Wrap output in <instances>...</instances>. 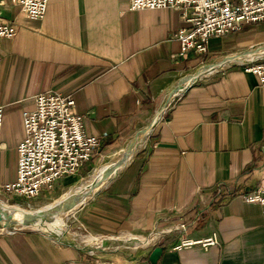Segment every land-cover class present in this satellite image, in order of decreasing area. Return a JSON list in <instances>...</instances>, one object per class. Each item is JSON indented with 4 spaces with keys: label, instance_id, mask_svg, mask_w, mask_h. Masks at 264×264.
<instances>
[{
    "label": "crops",
    "instance_id": "0c3cea01",
    "mask_svg": "<svg viewBox=\"0 0 264 264\" xmlns=\"http://www.w3.org/2000/svg\"><path fill=\"white\" fill-rule=\"evenodd\" d=\"M0 20L19 25L0 45V195L17 177V164L12 179L1 175V154L9 145L17 152L22 114L37 95L71 96L86 133L103 141L98 152L116 158L185 79L202 75L157 120L133 160L72 216L85 236L63 243L36 231L0 236V264H151L157 247L164 248L157 264H264V210L244 198L264 177V85L244 70L264 58V22L212 38L207 54L181 57L176 35L187 24L175 9L51 0L44 19L29 20L16 0H0ZM213 234L219 244L208 250L176 249L183 239Z\"/></svg>",
    "mask_w": 264,
    "mask_h": 264
},
{
    "label": "built area",
    "instance_id": "2783aa9c",
    "mask_svg": "<svg viewBox=\"0 0 264 264\" xmlns=\"http://www.w3.org/2000/svg\"><path fill=\"white\" fill-rule=\"evenodd\" d=\"M50 2L16 0L22 14L29 20L44 19ZM130 9L182 11L187 27L176 35L181 45V57L191 51L207 54L212 38L225 37L242 31L246 25L264 22V0H130ZM18 31V24L0 20V45L3 40L13 39ZM2 61L0 54V66ZM244 70L256 75L264 85V58L245 64ZM197 80L194 76L188 84ZM188 84L170 95L173 97H169L165 110L158 114L159 120ZM34 102V109L25 110L22 114L24 136L17 146L16 180L4 184L1 190L9 203L19 199L36 200L44 196V192L54 190L63 179L76 177L87 163L103 158L98 152L103 145L102 139L86 133L84 117L76 112V102L71 96L46 92L37 95ZM4 117V107L0 106V150ZM244 198L248 203L259 204L264 210V177L257 190ZM17 232L22 231L0 227V236ZM218 244V236L213 234L203 240L183 239L176 249L201 246L208 250Z\"/></svg>",
    "mask_w": 264,
    "mask_h": 264
},
{
    "label": "rangeland",
    "instance_id": "374dc122",
    "mask_svg": "<svg viewBox=\"0 0 264 264\" xmlns=\"http://www.w3.org/2000/svg\"><path fill=\"white\" fill-rule=\"evenodd\" d=\"M163 116H165V114H163ZM9 127L12 131H14L13 125H10ZM144 132H141V134L135 140L137 141ZM148 136H144L140 139V141L143 142V144L140 148L136 150L135 154L144 146ZM136 141L127 148L126 151L128 152L126 154H122V156L120 157L117 156L116 158H107V157L98 158L95 160V162L92 165L91 163H87L79 171L80 174L78 173L76 177L70 178L67 182H64L63 184L60 183L62 185L60 186V188L56 189L55 192L54 190H49L47 193L44 192L43 193L44 196L36 200L19 199V200H13L12 202L9 203L6 197H4V195L2 194L0 195V209L5 208L8 210L22 211L25 214H33V215H42L46 212H51L53 213V217H51V219L49 220L39 221V223L36 226V229H40V228L41 229L39 231L37 230L35 231L50 236L49 233L52 232L47 230V228L49 227L53 231H65L68 238L76 239L77 241H79L80 238L82 236H85L87 233L84 230V228L81 226L80 222L73 219L72 216L77 212H78L77 216H79L80 207L83 204H85L88 201V199L96 195V193H98V191L105 186L104 185L103 187L100 188V186L104 184L103 181L105 180V177L107 175V174L102 175L101 169L107 166L110 167L111 164L116 162L121 163V160H125L128 156L133 155L134 152L130 153L131 152L130 149L135 145ZM135 154L133 155L131 160L124 165V167L133 160ZM1 155L3 157L1 175L3 174L5 179L6 178L10 179L11 177L13 178V175L15 173V167L17 164L16 149L11 145H9L8 148L5 149ZM108 171L109 168H106L104 170L105 173H107ZM119 173L120 172L116 173V175L113 176V178H115ZM113 178H111L107 182V184ZM8 225L4 224L3 227L5 229H9ZM17 225L18 223L16 222L15 227ZM51 237H55V236H51ZM54 239L60 240L59 238H54Z\"/></svg>",
    "mask_w": 264,
    "mask_h": 264
},
{
    "label": "bare ground",
    "instance_id": "6f19581e",
    "mask_svg": "<svg viewBox=\"0 0 264 264\" xmlns=\"http://www.w3.org/2000/svg\"><path fill=\"white\" fill-rule=\"evenodd\" d=\"M189 78L185 79V81L183 82L184 84H188L189 82ZM160 119V118H159ZM158 119V120H159ZM150 134V129L145 131L141 136L140 138L136 141L135 145L130 149L131 152L130 153H135L136 150L138 148H140L143 144V142L140 141V139L144 136H148ZM129 153V154H130ZM134 155V154H133ZM133 155H130L128 156L125 160H121V163H113L111 164L110 166L111 167H108L109 168V171L106 173V177H105V180L106 182H108V180L115 176L116 173H117V170L119 169V171L121 169L124 168V165L129 162L131 160V158L133 157ZM122 159V158H121ZM123 161V162H122ZM0 214L2 215V217H4V221L1 220L3 223H5L6 225H8L9 227H15L16 225V222L21 225H26V226H29V228H32L34 230H37L39 231L40 229H36V226L37 224L39 223V221H42V220H49L51 219V217H53V213L51 212H46L42 215H33V214H25L23 213L22 211H15V210H8V209H5V208H1L0 209ZM53 220V219H52ZM9 229H12V228H9ZM64 229V227H63ZM48 231L52 232V233H49L50 236H56V237H60L61 238L66 235V233H64L65 231H53L51 228H47ZM54 233H57V234H54ZM126 241H133L131 239H128Z\"/></svg>",
    "mask_w": 264,
    "mask_h": 264
},
{
    "label": "water",
    "instance_id": "95a60500",
    "mask_svg": "<svg viewBox=\"0 0 264 264\" xmlns=\"http://www.w3.org/2000/svg\"><path fill=\"white\" fill-rule=\"evenodd\" d=\"M195 78L199 80L200 78H202V75H197V76H195ZM184 87H185V86H182L181 88H184ZM178 90H180V88H179ZM178 90H177V91H178ZM172 97H173V95L170 96V99H171ZM165 107H166V106H165ZM165 107L163 108V110H165ZM157 120H158V116L155 118V120H154L152 126H150V127L148 128V129H150V132L152 131L153 126H154V124L157 122ZM101 189H102V188H101ZM101 189H100V190H101ZM100 190H99V191H100ZM99 191H98V192H99ZM96 194H97V193H96ZM1 220L4 221V217H2V215L0 214V227H1V226L3 227L5 223H3ZM9 228H11V227H9ZM12 229H17V230H20V231H35V230L30 229L29 226H26V225H17L16 227H13ZM59 239H60V242H62V243L65 242V241H69V238L67 237V235H64L62 238H59ZM163 252H164V248H162V247H157V248H155V249L151 252V254L149 255V257H148L150 263H151V264H157Z\"/></svg>",
    "mask_w": 264,
    "mask_h": 264
}]
</instances>
